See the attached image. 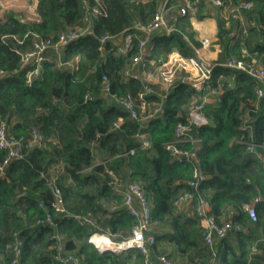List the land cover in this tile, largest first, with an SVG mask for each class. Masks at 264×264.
<instances>
[{
	"label": "trees",
	"instance_id": "obj_1",
	"mask_svg": "<svg viewBox=\"0 0 264 264\" xmlns=\"http://www.w3.org/2000/svg\"><path fill=\"white\" fill-rule=\"evenodd\" d=\"M88 1L90 11L97 1ZM100 1L105 14L93 19L92 31L64 47L62 64L45 59L30 81L27 72L32 66L21 64L15 47H29L35 33L57 37L84 24L87 5L84 0H37L39 18L33 19L4 11L0 1V67L7 71L0 77V116L17 137L27 140L33 126L45 136L43 143L25 148L23 158L11 160L0 170V264L10 263L15 230L24 239L25 264H61L54 259L60 242L78 256L77 264H140L144 256L138 248L101 251L90 239L93 233L102 232L120 242L132 234L136 220L122 205L124 194L112 185L116 178L123 190L130 182L139 183L153 218L159 220L154 229L157 240L150 246L155 264L161 253L179 264H264V98L259 99L256 111L249 109L253 130L243 134L259 144L258 156L237 140L242 134V113L257 100V81L224 64L230 57L264 60V0H247L250 7L245 10V23L216 16L221 50L213 61L209 84L221 91L220 100L204 105L206 122H193L183 139H177L175 129L179 122H188L189 104L197 91L177 80L160 94L157 84L140 74L124 77L136 46L127 54L117 53L111 42L105 45L111 50L100 48L102 35L149 21L159 0ZM174 2L168 0L167 4L173 6ZM207 3L211 4L202 0L199 18L205 16L201 10ZM171 12L170 22L177 28L152 36L150 60L166 59L174 50L194 56L201 44L190 16L175 22L177 10ZM232 30L239 35L230 37ZM77 56L79 60L70 64ZM104 76L110 80L111 91L103 89ZM142 91L148 101L162 104L156 116L145 121L131 117L112 97L128 93L138 97ZM88 94L93 95L92 100L87 99ZM142 133L147 134L150 145H144ZM174 140L179 147L194 149L197 157L179 160L166 148ZM5 156L6 151L0 149V164ZM195 169L201 178L191 185ZM56 186L62 194L61 210L53 206ZM184 191L194 194L193 208L200 195H208L210 216L219 222L229 219L242 228L234 227L225 238L207 243L195 210L187 214L176 202ZM114 204L118 207L111 209ZM247 204L256 206V220L249 215ZM49 214L53 222L47 219ZM88 214L96 225L81 224L75 218ZM253 245L259 251L251 253Z\"/></svg>",
	"mask_w": 264,
	"mask_h": 264
},
{
	"label": "built area",
	"instance_id": "obj_2",
	"mask_svg": "<svg viewBox=\"0 0 264 264\" xmlns=\"http://www.w3.org/2000/svg\"><path fill=\"white\" fill-rule=\"evenodd\" d=\"M87 5L86 16L84 24L73 26L64 30L58 34L57 37H44L40 34L35 33L32 44L24 49L15 47V50L20 54V61L23 66L28 65L32 68L27 72V80L30 81L32 76L40 71L42 62L48 58V54L51 50L60 52L70 41L75 40L81 36L92 31V21L94 18L105 14V8L103 7L100 0H96L97 3L88 9V0H84ZM168 1V0H167ZM213 6L219 9L220 15L229 20L231 18L245 21V10L250 7V2L247 0H208ZM202 0H184L178 8L179 15L185 16L187 14H194L200 5ZM174 6V5H173ZM173 6H169L167 2L163 3L153 17L147 21H137L133 27L127 31L120 33H106L101 36L100 48L105 51L111 50V48L105 47L107 42H111L114 46V50L119 54H127L132 48L137 47V52L130 58L129 65L124 68L123 75L125 78L129 76L136 77L138 74L135 72L137 67H140L144 72H147L150 66L156 65L157 76L159 77V84L166 88L168 91L177 80L185 82L192 86L197 92L193 96L189 104V118L188 122H179L176 129L175 135L177 139H183L187 132H190L192 123H204L206 118L203 114V107L206 103L214 100H220V90L215 87H210L209 81L213 75L214 62L207 61L202 58L201 52L211 45L209 37H203L200 39L201 44L196 47V54L194 56H184L179 51H172L166 59L159 58L158 60H150V52L147 49V43L155 33L170 32L176 29V24L170 22L172 15ZM175 22L178 17H175ZM136 31L141 32V35L137 37ZM230 37H237L239 33L235 30L230 31ZM20 43L22 39H19L16 35H12ZM137 40V41H135ZM257 52V51H256ZM250 55V54H249ZM225 65L240 69L254 79L257 84L254 86V91L257 95V100L252 102L250 106L242 113V122L239 126L242 134L238 137V141L246 143L248 152L260 156L258 151V143L254 142L250 138H244V133H251L253 130V115L250 110L256 111L259 108V99L264 98V60L252 56L251 59L241 57H230L225 62ZM7 74V71L0 67V77ZM151 72H148L149 76ZM105 91H111V83L107 76H104ZM152 91L150 87L146 89ZM114 100L122 104L130 113L133 118H140L145 121L156 116L157 112L162 109L160 102H150L145 98V92L139 93L138 97H134L130 93L126 95L112 94ZM87 99L92 100L93 95L88 94ZM139 99L141 103H139ZM149 107V109H145ZM142 109V110H141ZM121 118L116 122L119 124ZM44 134L38 126H33L30 130V136L27 140L24 137H17L13 133H10L7 129V121L2 119L0 116V149L6 151V156L0 164V170L13 159H21L26 155L25 148L34 146L36 144L43 143ZM140 139L143 140L144 145H150V140L147 138L146 133L140 134ZM166 148L169 149L179 160L188 159L189 161L197 157L194 149L182 148L176 145L175 140L168 142ZM133 151V150H131ZM264 165V160L262 161ZM195 180H191V185L198 184V178H201V173L198 169L194 171ZM54 179L50 180V183H54ZM115 190L118 193H123L122 205L126 206L129 212L134 216L136 223L133 227L132 234L130 237L123 241H115L112 236L102 232H95L91 236L93 237L103 236L107 238L108 242L111 241L113 246H107L111 250L120 251L129 248H138L144 256L143 261L140 264H155L150 257V246L156 242L155 227L158 226L159 220L153 218L151 213V205L145 191L141 188L137 182H130L127 189L123 190L122 183L116 178L111 181ZM56 201L53 206L57 210L62 209V194L58 186L55 187ZM193 193L184 191L180 197L176 200L179 205L185 202L192 201ZM256 201L260 200V197L255 198ZM117 204L111 205V209H116ZM212 207L211 200L208 195H200L195 203V213L201 218L203 231L202 234L204 239L209 244H214L215 241L225 238L229 231L234 227L237 230L242 228L241 225L234 226V223L227 219L223 221H217L214 217L209 215V211ZM246 209L249 215L256 220L257 209L254 204H247ZM75 218L81 224L96 225V220L91 215H75ZM47 219L52 221L51 215L49 214ZM41 221L40 219L38 222ZM58 238L60 236L56 235ZM13 243L11 244L13 255L9 264H25L22 258L23 255V243L24 239L20 235L19 230L13 232ZM259 249L256 245L251 247V253L257 252ZM56 261L61 264H77L79 259L78 256L70 251H67L64 244L60 242L58 244V251L54 255ZM159 264H179L173 261L167 254L161 253L157 256ZM7 264V263H4Z\"/></svg>",
	"mask_w": 264,
	"mask_h": 264
},
{
	"label": "crops",
	"instance_id": "obj_3",
	"mask_svg": "<svg viewBox=\"0 0 264 264\" xmlns=\"http://www.w3.org/2000/svg\"><path fill=\"white\" fill-rule=\"evenodd\" d=\"M1 1V0H0ZM3 1V0H2ZM1 1V2H2ZM144 2L145 1H148V0H143ZM167 2V0H159L158 2V8L163 4ZM184 0H175V2L173 3L174 6L172 8V10H177V15H178V20H179V10L177 9L178 6H180L181 4H183ZM36 3H37V0H33L31 3L29 0H23L22 3L20 4V12L19 13H15L17 14L18 16H24L26 18H33V19H38L39 18V15L36 11ZM202 3V2H201ZM200 3V4H201ZM210 6H213V5H210ZM200 8V5L198 6L196 12L194 14H188L190 16V20L193 24V28L194 30L196 31V36L197 38L200 40L201 38L203 37H210L211 40H212V44L209 48L207 49H204L203 51V55L209 59H212V61L216 60L217 57H218V54H219V51L221 50V46L220 44L217 42V39H218V25H217V20H216V16H221L220 15V11L218 8H216L214 6V9L216 10V13L210 11L212 14H210V12L208 11H205L201 10V14L202 15H205L203 18H199L198 17V14L200 12L199 10ZM174 14V12H173ZM208 14V15H206ZM214 14V15H213ZM239 21V20H238ZM245 21H246V18H245ZM244 22H241V23H245ZM245 27V26H244ZM148 43H147V49H148ZM64 48H62V50L60 52H56L54 50H51L48 54V59L50 60H55L56 62H58L59 64H62L63 61H62V51H63ZM79 60V56L75 57V59L73 61L70 62V64L74 63V62H77ZM139 73H137V71ZM147 72H144V70H142L140 67H137L135 69V72L139 75H142V78L148 80L149 82L151 83H155L157 84V90L160 94H163V92L166 91V88L161 86L159 84V77L157 76V72L155 70V68L153 66H150L148 69ZM148 72H151V74L148 76L147 73ZM181 208L187 213V214H190V213H193L194 211V208H193V205H192V202L189 201V202H185L182 204Z\"/></svg>",
	"mask_w": 264,
	"mask_h": 264
},
{
	"label": "rangeland",
	"instance_id": "obj_4",
	"mask_svg": "<svg viewBox=\"0 0 264 264\" xmlns=\"http://www.w3.org/2000/svg\"><path fill=\"white\" fill-rule=\"evenodd\" d=\"M2 1V0H1ZM22 1L23 0H3L2 1V4H3V10L4 11H7L8 13H19L20 12V10H21V8H20V4L22 3ZM30 1V3L33 1V0H29ZM211 4H209V3H207L206 5H204V8H203V10H205V11H208V12H210V11H212V12H214V13H216V10L214 9V6H210ZM210 14H212V13H210ZM217 14V13H216ZM214 15V14H213ZM210 38V37H209ZM210 40H211V38H210ZM211 42H212V40H211ZM212 44V43H211ZM211 46V45H210ZM209 46V47H210ZM208 47V48H209ZM205 49H207V48H205ZM203 52L204 51H202L201 52V54H202V58H204L205 60H207V61H212V59H209V58H207V57H205L204 55H203ZM55 175H57V174H55Z\"/></svg>",
	"mask_w": 264,
	"mask_h": 264
},
{
	"label": "bare ground",
	"instance_id": "obj_5",
	"mask_svg": "<svg viewBox=\"0 0 264 264\" xmlns=\"http://www.w3.org/2000/svg\"><path fill=\"white\" fill-rule=\"evenodd\" d=\"M93 240L95 242H97L99 245L103 246V247H107L109 245L110 246H113V244L111 243V241H109L110 243H107L108 242L107 238H104L103 236L96 235V236L93 237Z\"/></svg>",
	"mask_w": 264,
	"mask_h": 264
},
{
	"label": "water",
	"instance_id": "obj_6",
	"mask_svg": "<svg viewBox=\"0 0 264 264\" xmlns=\"http://www.w3.org/2000/svg\"><path fill=\"white\" fill-rule=\"evenodd\" d=\"M92 241V240H91ZM97 246H98V248L101 250V251H107V250H111L110 248H108V247H103V246H101V245H99V244H96Z\"/></svg>",
	"mask_w": 264,
	"mask_h": 264
}]
</instances>
